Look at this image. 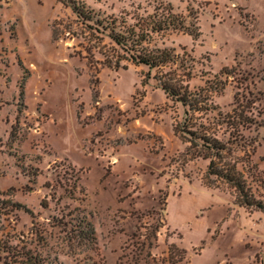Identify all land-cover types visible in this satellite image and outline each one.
<instances>
[{"label": "rangeland", "instance_id": "1", "mask_svg": "<svg viewBox=\"0 0 264 264\" xmlns=\"http://www.w3.org/2000/svg\"><path fill=\"white\" fill-rule=\"evenodd\" d=\"M85 1L128 21L167 3L191 15L199 38L174 31L154 44L186 47L192 90L217 76L213 109L192 122L243 138L234 157L264 170V0ZM156 75L68 1L0 0V264H27L28 252L55 264H173L172 243L187 250L177 264H264V213L204 185L209 160L187 154L174 131L184 106ZM238 114L253 120L241 131L223 122Z\"/></svg>", "mask_w": 264, "mask_h": 264}, {"label": "trees", "instance_id": "2", "mask_svg": "<svg viewBox=\"0 0 264 264\" xmlns=\"http://www.w3.org/2000/svg\"><path fill=\"white\" fill-rule=\"evenodd\" d=\"M58 1L63 4L68 1L77 20L82 25L90 32L104 38L108 37L133 64L146 66L149 73L155 70L157 75L154 78L167 98L184 106V121L180 125H175L174 131L183 142L191 143L186 149L188 155L209 160L203 176L204 185L215 188L224 186V190H228L234 196L236 205L248 212L261 211L264 213V170L254 165L252 160L245 161L233 155L235 148L245 146L243 138L238 140L231 134L227 141H223L218 139L215 133L208 131L207 126L202 123L196 125L192 122L197 112L213 109V105L209 104L208 94L209 91L218 90L217 76L212 80H207L204 86L192 90L189 81L193 74L187 71V68L185 69L187 56L191 58L186 47H182L183 54H180L175 47H160L154 44L155 36L174 31L199 38L201 34L199 28L193 21H188V18L192 16L175 13L173 6L167 3L161 4V12L155 10L153 13L136 14L132 17L133 21H128L123 15L121 17L105 16L101 11L89 6L85 0ZM167 67L169 70L164 74L163 70ZM225 70L223 69L222 72L227 75L231 74ZM181 74L187 78L183 79ZM214 83L216 84L212 85ZM223 122L232 130L240 127L241 131L253 120L238 114L232 119L230 116H226ZM262 126L264 127V124ZM240 136L242 135L240 134ZM167 198L168 194L166 193L161 201L165 204ZM156 227L159 229V225ZM88 228L89 232L93 230V228ZM86 232L90 234L88 231ZM169 250L171 254L173 251L176 255L178 254V259L174 260L173 264L181 263L187 257V250L179 247L176 243H172ZM9 252L11 253V251ZM25 263L55 264L31 252L26 253Z\"/></svg>", "mask_w": 264, "mask_h": 264}]
</instances>
